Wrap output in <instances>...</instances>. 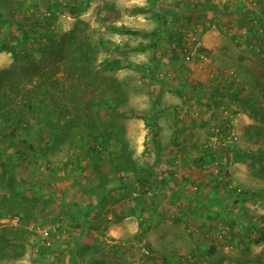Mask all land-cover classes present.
<instances>
[{"label":"rangeland","instance_id":"374dc122","mask_svg":"<svg viewBox=\"0 0 264 264\" xmlns=\"http://www.w3.org/2000/svg\"><path fill=\"white\" fill-rule=\"evenodd\" d=\"M59 1L0 0V264H264V0Z\"/></svg>","mask_w":264,"mask_h":264},{"label":"trees","instance_id":"16d2710c","mask_svg":"<svg viewBox=\"0 0 264 264\" xmlns=\"http://www.w3.org/2000/svg\"><path fill=\"white\" fill-rule=\"evenodd\" d=\"M51 2H52L53 6L55 8L49 14H50L51 19H52V23L51 24H54V22L57 21V19H58V14L60 12H63V11H62V8L60 7L61 6V1H59V0H51ZM65 7L68 10V13L70 15H77L78 14V11H77L75 5L74 6L73 5H66ZM134 12L143 13L144 12V9L138 7L136 9H134ZM159 19L162 20V15H160ZM37 24H39V22H36V25ZM36 25L34 26L33 29L36 31V33L39 34V33H41V27H37ZM20 27H21L20 29L22 31L23 39H25L27 41L29 39V36H28L29 35V32H28V30L24 29L22 26H20ZM112 29L115 30V31H118L120 33H123V34H130V35H139V34L142 33V31L139 30V29H137V28H132V27H128V26H125V25L120 26V27L114 26V27H112ZM34 30L32 32H34ZM157 32L156 31H153L152 34L154 36H157L158 37V33ZM45 45H46V49L48 50L49 49L48 48V43H45ZM0 50L1 51H4V50L12 51L13 52L14 61H22L21 59L23 58V56L20 55L21 53H19L18 51H16V49L9 47L8 44L4 43L2 45V47H1ZM110 66L113 67V68H121L122 67V63L119 60H114V61H112L110 63ZM26 68H28V67H26ZM8 72L9 71H4V72L0 73V87L5 84V79H8V77L6 78V75H7ZM40 73L41 72L39 70L36 71V73H33V75L31 76V78L32 77H35V76L41 77V74ZM30 80L32 81V79H30ZM244 102L246 103V105H245L246 108L251 107V103L249 102L248 99H246ZM110 142H111L110 138L108 136H106V135H100V136H97V137H94L93 138V143L90 145L91 147L89 148L90 149L89 151L90 152H93L98 157V159L100 160L99 161L100 163H104L105 162V160L102 157H100L101 156V153H102L101 150H109L110 149V146H111ZM99 149H101V150H99ZM21 155L22 154H20V156ZM258 156L261 157V158H264V152L258 153ZM149 174L150 173L148 172L144 176H147ZM142 177H143V175H142ZM142 177L140 176L139 177V180ZM142 179L143 180H140V181L147 180L146 177H143ZM260 231L264 232V226L260 229Z\"/></svg>","mask_w":264,"mask_h":264},{"label":"built area","instance_id":"2783aa9c","mask_svg":"<svg viewBox=\"0 0 264 264\" xmlns=\"http://www.w3.org/2000/svg\"><path fill=\"white\" fill-rule=\"evenodd\" d=\"M5 221L8 222L9 220L4 219L3 222H5ZM13 222H16V223L19 222V218L18 217L13 218ZM140 251H141L142 256H149V255H151L150 250L147 247H145V246H142L141 249H140Z\"/></svg>","mask_w":264,"mask_h":264}]
</instances>
